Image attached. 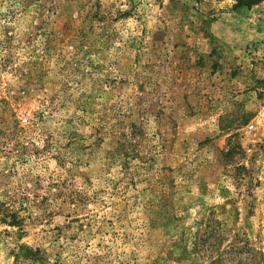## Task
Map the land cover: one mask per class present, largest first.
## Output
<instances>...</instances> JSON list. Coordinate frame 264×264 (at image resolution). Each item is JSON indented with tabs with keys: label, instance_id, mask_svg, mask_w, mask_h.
I'll return each mask as SVG.
<instances>
[{
	"label": "rangeland",
	"instance_id": "rangeland-1",
	"mask_svg": "<svg viewBox=\"0 0 264 264\" xmlns=\"http://www.w3.org/2000/svg\"><path fill=\"white\" fill-rule=\"evenodd\" d=\"M247 1L0 0V264H264Z\"/></svg>",
	"mask_w": 264,
	"mask_h": 264
},
{
	"label": "trees",
	"instance_id": "trees-1",
	"mask_svg": "<svg viewBox=\"0 0 264 264\" xmlns=\"http://www.w3.org/2000/svg\"><path fill=\"white\" fill-rule=\"evenodd\" d=\"M261 0H249L245 2V6H253L260 2ZM134 135V132L131 130L129 133L130 138ZM26 218L19 210L8 206L6 202L0 201V223L5 224L10 227H17L21 229L24 225Z\"/></svg>",
	"mask_w": 264,
	"mask_h": 264
}]
</instances>
